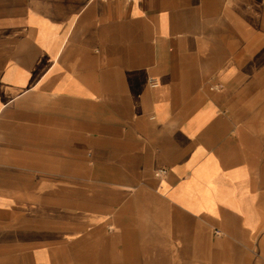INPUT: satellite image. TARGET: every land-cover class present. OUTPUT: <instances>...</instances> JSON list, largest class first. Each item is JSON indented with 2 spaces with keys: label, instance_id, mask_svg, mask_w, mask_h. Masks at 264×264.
Returning <instances> with one entry per match:
<instances>
[{
  "label": "crops",
  "instance_id": "0c3cea01",
  "mask_svg": "<svg viewBox=\"0 0 264 264\" xmlns=\"http://www.w3.org/2000/svg\"><path fill=\"white\" fill-rule=\"evenodd\" d=\"M0 264H264V0H0Z\"/></svg>",
  "mask_w": 264,
  "mask_h": 264
},
{
  "label": "built area",
  "instance_id": "2783aa9c",
  "mask_svg": "<svg viewBox=\"0 0 264 264\" xmlns=\"http://www.w3.org/2000/svg\"><path fill=\"white\" fill-rule=\"evenodd\" d=\"M103 1H112V0H103ZM128 1H132V0H128ZM150 80L152 85H156V81H154V79H150ZM159 172H164V169L159 170Z\"/></svg>",
  "mask_w": 264,
  "mask_h": 264
}]
</instances>
